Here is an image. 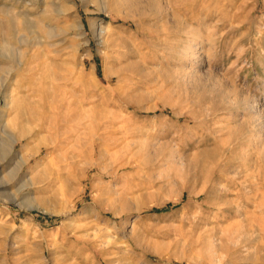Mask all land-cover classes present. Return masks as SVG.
<instances>
[{"label":"rangeland","instance_id":"374dc122","mask_svg":"<svg viewBox=\"0 0 264 264\" xmlns=\"http://www.w3.org/2000/svg\"><path fill=\"white\" fill-rule=\"evenodd\" d=\"M2 48L0 264L257 263L264 0H0Z\"/></svg>","mask_w":264,"mask_h":264},{"label":"bare ground","instance_id":"6f19581e","mask_svg":"<svg viewBox=\"0 0 264 264\" xmlns=\"http://www.w3.org/2000/svg\"><path fill=\"white\" fill-rule=\"evenodd\" d=\"M141 22V21H140ZM139 23V22H138ZM81 26H79V29L81 30ZM101 32V31H100ZM104 32V31H103ZM83 35V34H82ZM1 54H2V56H4V57H8L9 56V52H8V50L6 49V48H2L1 49ZM19 66L21 65V62H18L17 63ZM18 69V68H17ZM21 72V71H20ZM108 75H109V73H108ZM2 93V92H1ZM0 93V94H1ZM4 93H6V92H4ZM4 95V94H3ZM3 98H5V105L7 104V98H8V95H4V97ZM55 108L56 109H59V104H56V106H55ZM100 131V130H99ZM103 131V130H102ZM106 134H108V133H105V132H101V133H97L94 137H93V139H91L92 140V146H93V148H95V146L98 144H100L101 145V143L103 144V141H104V139L105 138H107V136H106ZM23 135H20L18 138L16 137H13L12 135H10V134H8V138H7V143L6 144H4L3 146H2V149H1V153L3 154V156H5V157H7L8 155H11V153L12 152H14V144L18 141V140H20V138L22 137ZM98 151V150H97ZM93 153V155H96V152H92ZM99 154H101V152H99ZM102 155V154H101ZM22 156V155H21ZM4 157V158H5ZM16 157L19 159L18 161V163H19V167L20 166H23L25 163H26V161L24 160V158H21V157H19L18 156V154L16 155ZM246 230V229H245ZM263 231H264V227H263V229H262ZM230 232V231H229ZM233 232H235V231H232V233ZM240 232V231H239ZM246 232V231H245ZM244 234V233H243ZM230 235H231V233H230ZM246 235H247V233H246ZM232 236V235H231ZM230 236V238H232ZM237 237H236V239L233 241V244L235 243V245L236 246H241V245H244V244H246V243H248V242H250V241H252V239H250L249 237H245V236H241V234L239 233V235H236ZM229 237V236H228ZM233 238H234V236H233ZM253 238V237H252ZM250 239V240H249ZM232 239H230V240H228V241H231ZM255 241V240H254ZM253 241V242H254ZM252 242V243H253ZM251 243V242H250ZM249 243V244H250ZM232 244V243H231ZM234 245V246H235ZM247 245V244H246ZM247 246H249V245H247ZM260 247V246H259ZM238 249V248H237ZM260 249V248H259ZM237 251V250H236ZM235 251V252H236ZM260 252L262 253V251H260V250H258L257 251V255L258 254H260ZM256 264H264V254L263 255H260L259 256V258L257 259V263Z\"/></svg>","mask_w":264,"mask_h":264}]
</instances>
